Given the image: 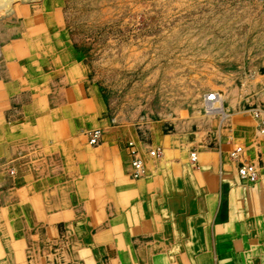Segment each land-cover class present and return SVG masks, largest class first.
<instances>
[{"label": "rangeland", "instance_id": "1", "mask_svg": "<svg viewBox=\"0 0 264 264\" xmlns=\"http://www.w3.org/2000/svg\"><path fill=\"white\" fill-rule=\"evenodd\" d=\"M258 106L264 0H0V175H27L0 196V215L10 206L16 221L0 230V264L107 263L87 250L120 213L110 166L125 142H149L163 158L156 137L176 151L198 134L190 152L220 171L235 129L264 141Z\"/></svg>", "mask_w": 264, "mask_h": 264}, {"label": "crops", "instance_id": "2", "mask_svg": "<svg viewBox=\"0 0 264 264\" xmlns=\"http://www.w3.org/2000/svg\"><path fill=\"white\" fill-rule=\"evenodd\" d=\"M242 128L235 129L237 135L225 141L228 156L220 171L201 162L204 152L200 162L197 153L190 152L191 140H200L198 134L176 151L170 148L172 138L156 137L165 152L158 159L148 155L149 148L155 147L153 144L128 139L126 155L120 154L110 166L114 171L113 186L121 193L120 213L109 225L106 221L108 227L103 234L93 238L97 243L87 250L89 255L110 254L107 263L101 264H264V141L254 143L257 133L252 126L245 137L241 136L246 134ZM129 142L137 145L145 161V178L132 176ZM106 143L102 149L110 151ZM236 147H242L243 153L233 160L230 154ZM96 150L99 149L93 150L83 142V157L94 158ZM193 154L196 162L192 161ZM242 163L256 165L257 181L240 178ZM199 164L201 173L194 169ZM180 170L181 174L174 172ZM26 186L24 172H17L15 177L0 175V196ZM153 202V222H149L144 214L145 204ZM102 216L107 219L105 212ZM12 220L13 210L7 206L0 215V230L6 228L11 232L16 226ZM148 237L150 243L142 246L140 240ZM86 239L92 245V236L88 234Z\"/></svg>", "mask_w": 264, "mask_h": 264}, {"label": "built area", "instance_id": "3", "mask_svg": "<svg viewBox=\"0 0 264 264\" xmlns=\"http://www.w3.org/2000/svg\"><path fill=\"white\" fill-rule=\"evenodd\" d=\"M253 114L261 120L262 126H264V106H258L252 109ZM264 133V130H263ZM101 137L100 131H94L90 137L91 145H98ZM129 156L131 158L130 165L132 169V176L134 179H139L143 177L146 173L145 161L141 158L137 145L134 142L128 143ZM243 153L242 147H236L231 151L232 159H239ZM149 157L153 159H158L161 156V152L158 148L150 147L148 151ZM193 162L197 161V158L193 155ZM239 176L243 181L255 182L258 180L259 172L255 165L242 163L239 168ZM1 207V206H0Z\"/></svg>", "mask_w": 264, "mask_h": 264}, {"label": "bare ground", "instance_id": "4", "mask_svg": "<svg viewBox=\"0 0 264 264\" xmlns=\"http://www.w3.org/2000/svg\"><path fill=\"white\" fill-rule=\"evenodd\" d=\"M208 97V101L212 102L211 104H218V94H210L207 96ZM207 101V100H206ZM215 106V105H214ZM90 137H91V134H90ZM91 144V143H90ZM195 157H196V154H193ZM193 155H192V158H193ZM0 211H1V208H0Z\"/></svg>", "mask_w": 264, "mask_h": 264}]
</instances>
